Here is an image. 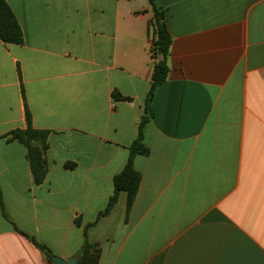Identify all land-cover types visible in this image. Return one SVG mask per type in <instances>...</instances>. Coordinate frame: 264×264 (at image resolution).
<instances>
[{
	"label": "crops",
	"instance_id": "1",
	"mask_svg": "<svg viewBox=\"0 0 264 264\" xmlns=\"http://www.w3.org/2000/svg\"><path fill=\"white\" fill-rule=\"evenodd\" d=\"M155 1L172 44L150 154L130 211L123 192L100 217L147 113L153 8L6 0L24 42L0 38V264H79L86 241L98 264H264V0ZM26 108L50 132L42 184L7 137Z\"/></svg>",
	"mask_w": 264,
	"mask_h": 264
},
{
	"label": "trees",
	"instance_id": "2",
	"mask_svg": "<svg viewBox=\"0 0 264 264\" xmlns=\"http://www.w3.org/2000/svg\"><path fill=\"white\" fill-rule=\"evenodd\" d=\"M153 8V20L149 24L153 39V47L151 50V58L153 60V74L152 85L147 102V113L141 119L138 126V136L130 147L129 158L123 171L116 175L113 179L114 193L110 198L108 206L100 217L107 216L111 213L116 205L121 193L125 192L127 195V211L129 212L137 193L139 191L142 176L134 168V160L137 156H149L150 149L145 145V134L148 124L152 118V110L150 108V101L156 90L161 87L167 80L169 73L168 58L172 44V37L166 25V14L164 9L158 7L155 0H149ZM0 38L6 44H23V33L21 26L11 10L6 0H0ZM115 100L130 101V98L122 96L115 92L113 95ZM26 129H15L8 134V140L11 142H19L27 150V160L29 161L32 173L37 184H42L48 172V165L46 160V153L49 148L48 138L49 131L35 129L32 125V115L28 108H26ZM68 169H73L75 165L67 164ZM0 208L6 220H10L2 200L0 191ZM43 251L52 260V253L45 246H41ZM95 246L85 242L79 256V264H98L99 252H93Z\"/></svg>",
	"mask_w": 264,
	"mask_h": 264
},
{
	"label": "water",
	"instance_id": "3",
	"mask_svg": "<svg viewBox=\"0 0 264 264\" xmlns=\"http://www.w3.org/2000/svg\"><path fill=\"white\" fill-rule=\"evenodd\" d=\"M52 260L54 262V264H78V257H74V258H69V259H62L59 257H56L54 255H52Z\"/></svg>",
	"mask_w": 264,
	"mask_h": 264
}]
</instances>
